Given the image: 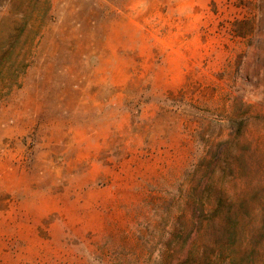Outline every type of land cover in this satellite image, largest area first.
Wrapping results in <instances>:
<instances>
[{
	"label": "rangeland",
	"instance_id": "obj_1",
	"mask_svg": "<svg viewBox=\"0 0 264 264\" xmlns=\"http://www.w3.org/2000/svg\"><path fill=\"white\" fill-rule=\"evenodd\" d=\"M0 264H264V0H0Z\"/></svg>",
	"mask_w": 264,
	"mask_h": 264
}]
</instances>
